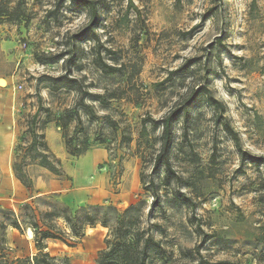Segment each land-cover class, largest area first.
Returning a JSON list of instances; mask_svg holds the SVG:
<instances>
[{"label":"rangeland","instance_id":"374dc122","mask_svg":"<svg viewBox=\"0 0 264 264\" xmlns=\"http://www.w3.org/2000/svg\"><path fill=\"white\" fill-rule=\"evenodd\" d=\"M96 1L95 31L77 37L90 22L86 7L0 0V253H38L30 229L6 219L22 204L120 213L135 205L132 228L147 230L163 248L151 245L147 264H264V165L242 161L220 121L231 122L244 149L264 155V0ZM99 57L122 74L104 73ZM62 75L76 78L77 89L54 80ZM189 100L197 101L188 120L174 126L178 177L167 178L154 167L162 134L154 121ZM73 109L82 124L74 116L62 126ZM37 110L63 175L30 166L28 191L12 160L17 145L29 144L28 116ZM77 127V143L88 147L78 156L66 144ZM113 216L87 227L74 246L47 240L45 251L60 264H97Z\"/></svg>","mask_w":264,"mask_h":264},{"label":"trees","instance_id":"16d2710c","mask_svg":"<svg viewBox=\"0 0 264 264\" xmlns=\"http://www.w3.org/2000/svg\"><path fill=\"white\" fill-rule=\"evenodd\" d=\"M72 3L86 7L90 14V22L88 26L77 37H82L88 31L94 32L97 23V1L96 0H71ZM213 11V10H211ZM40 63H46L47 59L43 56H38ZM195 59L188 61V66L192 65ZM96 65L104 73L115 75L122 74V66L117 64H109L101 57L96 61ZM56 82L61 81L64 87L70 89H77L76 83L78 80L67 75H62L54 79ZM203 84L199 88L201 94H205V87ZM60 86V87H61ZM57 88V87H56ZM97 97H100L98 95ZM215 103H219L222 109L224 105L222 102H217L214 98H210ZM197 100H189L182 105L175 106L163 116L154 125H160L162 134L160 137L161 147L155 157L154 167L156 169H164L166 177L171 178V175H176L171 161V149L174 140V126L175 123L182 118L184 122L188 120L190 111ZM46 111H50L46 108ZM40 110H37L33 115L28 116L27 130L25 131L27 138H23L29 144L27 146L17 145L14 149L15 154L21 158L14 156L12 160V169L15 177L27 188L28 191H33L34 181L28 173L30 166H39L45 168L57 176L63 175L60 160L51 151L44 126L39 122ZM76 117L77 126L82 124V119L77 110L73 109L65 112V116L60 119L62 126H67L72 117ZM62 121V123H61ZM223 129L232 137L242 161H249L257 165H264V155H258L243 148L241 138L238 132L233 128L231 122L224 116L220 117ZM77 127L75 135L66 140L69 153L72 155H80L85 152L88 147L86 144L77 143V135L83 131ZM100 142L103 140L96 138ZM131 138H127V141ZM84 143V142H82ZM24 149L21 156V150ZM20 150V152H18ZM154 185V184H153ZM154 203L159 202V193L153 189ZM49 210L38 211L31 204H22L19 206L18 212H10L6 216L8 224L13 228L23 232L27 228L33 232V239L35 247L38 251L33 257L25 258H10L4 253H0V264H60V262L53 256L46 252V241L61 240L70 246H74L84 236L87 227L94 226L98 222L107 225L109 222V213L113 212L115 219V228L112 229L110 238L106 240L107 246L98 254L97 264H147V257L149 256L148 249L151 245H155L158 249L163 251L159 241H156L150 234L146 236L147 230L140 228H132L133 216L132 213L138 209L137 206L131 205L123 213L118 212L112 207H86L81 208L76 212H72L67 207L59 204L49 203ZM59 220H63L65 229L58 224ZM200 264V263H198Z\"/></svg>","mask_w":264,"mask_h":264},{"label":"bare ground","instance_id":"6f19581e","mask_svg":"<svg viewBox=\"0 0 264 264\" xmlns=\"http://www.w3.org/2000/svg\"><path fill=\"white\" fill-rule=\"evenodd\" d=\"M34 234H33V232H32V230L30 229L29 231H28V236L29 237H32Z\"/></svg>","mask_w":264,"mask_h":264}]
</instances>
